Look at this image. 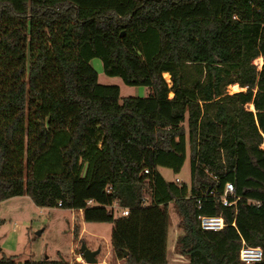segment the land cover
I'll use <instances>...</instances> for the list:
<instances>
[{
    "label": "trees",
    "instance_id": "1",
    "mask_svg": "<svg viewBox=\"0 0 264 264\" xmlns=\"http://www.w3.org/2000/svg\"><path fill=\"white\" fill-rule=\"evenodd\" d=\"M94 57L148 95L119 102ZM263 144L264 0H0V203L81 210L76 239L82 223H112L126 264H168L173 203L188 264H243L242 242L264 264ZM187 156L188 184L163 177ZM226 182L234 206L206 192ZM219 213L223 228L200 227L199 215ZM0 264L20 263L0 251Z\"/></svg>",
    "mask_w": 264,
    "mask_h": 264
},
{
    "label": "rangeland",
    "instance_id": "2",
    "mask_svg": "<svg viewBox=\"0 0 264 264\" xmlns=\"http://www.w3.org/2000/svg\"><path fill=\"white\" fill-rule=\"evenodd\" d=\"M254 61L258 62L257 59ZM90 65L98 73L99 83L119 86V102H122L124 97H143L149 93L148 87L129 86L124 84L120 77L105 75L102 71V62L98 57L92 58ZM228 90L235 92L239 90V87L237 85L229 86ZM250 105L252 108V104ZM250 105L248 104V107ZM55 145L54 149L56 150L58 144ZM262 147L264 148V144ZM25 158L26 156H24V160ZM48 159L51 161L50 166L54 167L57 154L52 152L48 155ZM160 172L167 180L171 181L178 177L188 184L190 179L188 156L179 173H173L166 168H160ZM79 212L59 207H38L26 195L8 198L0 203V219L2 220L0 221V243L2 242L5 247L6 254L15 256L16 261L20 264L28 258L58 259L69 264H75V262L86 264L79 253L82 242L92 250L100 248V252L96 256L97 264H126L124 259L116 257L111 246L112 223H86L81 237L84 241L73 237L72 226L75 224L74 218L79 215ZM115 212L116 215L120 211ZM169 213L168 264H188V260L178 254L175 249V239L181 233V227L180 216L173 203L169 204Z\"/></svg>",
    "mask_w": 264,
    "mask_h": 264
},
{
    "label": "built area",
    "instance_id": "3",
    "mask_svg": "<svg viewBox=\"0 0 264 264\" xmlns=\"http://www.w3.org/2000/svg\"><path fill=\"white\" fill-rule=\"evenodd\" d=\"M257 60L258 62L257 61L254 62L257 68L260 69L261 58L259 57L257 58ZM249 108H251V105ZM144 172L147 173V170H144ZM174 180L177 183L182 182V180H180V178L178 177H176ZM206 192L211 195H217L219 202L221 203L222 206L225 207L232 205L234 206L237 200L239 199V197H233V185L231 182H226L224 184L222 192H219L218 190L216 191L211 190L208 188L206 189ZM92 203H93L92 200L87 201V204H92ZM58 205H60V203H58ZM110 209H113L114 212L118 210L123 215H126L128 213L127 208H121L116 202H114L110 206ZM198 219H199L200 227L204 230L217 231L225 226V220L222 213L216 215H199ZM232 225H234V222H232ZM262 258H263V252L260 247L247 245L245 242H242V246L239 249V259L243 264H255L260 262Z\"/></svg>",
    "mask_w": 264,
    "mask_h": 264
},
{
    "label": "water",
    "instance_id": "4",
    "mask_svg": "<svg viewBox=\"0 0 264 264\" xmlns=\"http://www.w3.org/2000/svg\"><path fill=\"white\" fill-rule=\"evenodd\" d=\"M37 233L39 234L40 231ZM79 250H80L81 256H82V258L86 264H97L98 261H97L96 256L100 252L99 247L92 250L89 247H87V245L84 242H82L80 244ZM126 253L127 252L125 251L124 256L126 255Z\"/></svg>",
    "mask_w": 264,
    "mask_h": 264
},
{
    "label": "crops",
    "instance_id": "5",
    "mask_svg": "<svg viewBox=\"0 0 264 264\" xmlns=\"http://www.w3.org/2000/svg\"><path fill=\"white\" fill-rule=\"evenodd\" d=\"M169 97H172V96H169ZM162 174V173H161ZM76 211V210H75ZM80 212H79V214H81V210H79ZM73 212H74V210H73ZM0 221H2L1 219H0ZM85 224L86 223H82V226H83V230H82V228H81V230H82V232H80V235H79V238L78 239H80V237H82V235H83V233H84V227H85ZM86 228V227H85ZM86 231V230H85ZM168 238H169V231H168ZM0 251H3L4 253H6V249H5V247L2 245V242L0 243ZM56 260H58V259H56Z\"/></svg>",
    "mask_w": 264,
    "mask_h": 264
},
{
    "label": "bare ground",
    "instance_id": "6",
    "mask_svg": "<svg viewBox=\"0 0 264 264\" xmlns=\"http://www.w3.org/2000/svg\"><path fill=\"white\" fill-rule=\"evenodd\" d=\"M262 60V59H261ZM169 96H172V94H170Z\"/></svg>",
    "mask_w": 264,
    "mask_h": 264
}]
</instances>
